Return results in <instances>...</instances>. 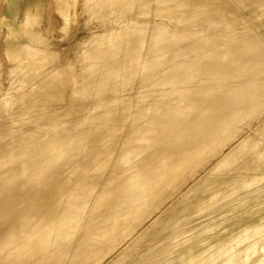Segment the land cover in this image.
<instances>
[{
    "label": "bare ground",
    "instance_id": "1",
    "mask_svg": "<svg viewBox=\"0 0 264 264\" xmlns=\"http://www.w3.org/2000/svg\"><path fill=\"white\" fill-rule=\"evenodd\" d=\"M0 264H264V0H0Z\"/></svg>",
    "mask_w": 264,
    "mask_h": 264
}]
</instances>
